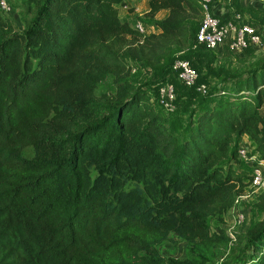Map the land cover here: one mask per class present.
<instances>
[{
    "label": "trees",
    "instance_id": "1",
    "mask_svg": "<svg viewBox=\"0 0 264 264\" xmlns=\"http://www.w3.org/2000/svg\"><path fill=\"white\" fill-rule=\"evenodd\" d=\"M121 4L38 0L20 32L0 13V264H211L230 248L222 217L251 177L243 136L264 161V58L203 93L197 74L178 128L153 101L174 59H190L174 49L195 50L199 0H147V34ZM126 60L159 74L153 89ZM253 206L264 214V192ZM170 233L188 258L158 252ZM234 242L242 264H264V217Z\"/></svg>",
    "mask_w": 264,
    "mask_h": 264
},
{
    "label": "rangeland",
    "instance_id": "2",
    "mask_svg": "<svg viewBox=\"0 0 264 264\" xmlns=\"http://www.w3.org/2000/svg\"><path fill=\"white\" fill-rule=\"evenodd\" d=\"M5 1L7 5L10 6V9L6 12L0 10V13L6 15L11 20L15 31L20 32L24 25H26L33 16V13L38 5V0ZM215 3L220 7V10H222V17L224 19L225 17L239 11L240 15L246 22L256 27L264 22V0H216ZM125 4V7L120 6L117 9L119 19L129 22L140 20L144 25V33L147 34L156 32L151 20H149L145 14L147 9V0H126ZM215 8L217 9L216 6ZM163 15L164 11H159L155 15L154 19H158ZM197 26L198 25L196 23V29ZM185 48L186 46L183 47V49ZM181 54H185L190 57V60L197 69L198 77L207 76L208 81L204 82L205 85L202 84L204 86V90L207 91L211 89L214 84L219 83L222 79H229L232 75L243 74L251 68L256 61L263 59L264 42L256 47H250L243 51L236 52L228 51L225 41L215 49H206L204 47L184 51L181 49H174L171 53L172 56ZM126 64L131 65V67H133L132 69H134L128 76L130 81L141 87V89H153V86L159 79L158 73L155 74L138 69L135 67L136 64L130 60H126ZM166 79H168L174 87V101L172 103L173 109L171 111H164L160 108V106H158V104H155V100L153 102L156 105V109L160 113L170 117L172 123L176 124L178 128H181L186 121L189 110L193 107V105H195L196 101H198L200 95H195L191 98L189 96L190 92L187 89L188 87L176 80L168 70L166 71ZM111 86V78L110 76H106L98 83L94 89V93L97 96L99 93L106 91L109 92ZM199 92L203 93L202 91ZM190 98L192 100H190ZM244 141L243 146L249 152L248 154H254L251 142L247 140ZM21 154L25 158L33 157L32 147H24ZM254 155V161H257L259 157L256 154ZM240 162L243 161L240 160ZM234 167L239 168L238 166ZM241 167L247 168V163L243 162ZM250 169L252 170V168ZM91 173H93L92 170ZM253 203V200L246 202V200L241 198L235 205V210L238 209L243 213V222L238 223L235 218V210L228 209L222 217L223 223H221V226L227 227L235 235L243 232L250 223L262 219L264 214L257 211L254 208ZM207 222L211 227L220 223L213 217H209ZM234 247L235 242L233 240L231 241L230 248L225 252V254L211 264H242V256L236 253ZM157 250L161 255L169 258L184 259L189 257L188 244L185 241L178 239L173 233H170V238L168 240H164L157 245Z\"/></svg>",
    "mask_w": 264,
    "mask_h": 264
},
{
    "label": "built area",
    "instance_id": "3",
    "mask_svg": "<svg viewBox=\"0 0 264 264\" xmlns=\"http://www.w3.org/2000/svg\"><path fill=\"white\" fill-rule=\"evenodd\" d=\"M215 1L216 0H199L201 13L197 29L190 43L191 49H197L199 47L215 49L226 41L227 50L236 52L243 51L250 47H256L264 42V22L256 27L246 22L239 12L233 13L224 19L222 14L218 12L220 11V7ZM125 2L126 0H123V4L120 6L125 7ZM8 9H10V6L7 5L6 1L0 0V10L6 12ZM127 22L135 31L146 34L144 33V25L142 21L135 20L133 22ZM133 70L134 69H131V71ZM170 74L186 87L191 86L197 76L196 69L192 66L191 60L186 58H175L171 64ZM197 90L204 92V86L200 84L197 87ZM173 101L174 87L170 81L166 80L156 86L155 102L162 108V110L171 111L173 109ZM248 153L249 152L244 146L238 145L237 155L239 160L247 163V167H249V169L252 168V170L250 169L249 173L251 177L247 181V186L244 192L238 195L234 201V207L241 198L246 200V202L249 200L255 202L257 195L264 192V161L259 159L254 161L255 155ZM235 212L237 222L242 223L244 220L243 213L238 209L235 210ZM224 228L226 229L230 240L233 241L234 234L232 231L227 227Z\"/></svg>",
    "mask_w": 264,
    "mask_h": 264
},
{
    "label": "crops",
    "instance_id": "4",
    "mask_svg": "<svg viewBox=\"0 0 264 264\" xmlns=\"http://www.w3.org/2000/svg\"><path fill=\"white\" fill-rule=\"evenodd\" d=\"M218 12H220L221 14L223 13L222 12V10H220V11H218ZM9 14V13H8ZM244 140H247V141H249L248 139H247V137H245V136H243L241 139H240V142H239V145H242L243 146V142H245ZM250 142V141H249ZM252 144V143H251ZM241 164L243 163V162H240ZM248 166V165H247ZM229 209H234L235 210V207L232 205ZM228 211V210H227ZM223 216H224V214H223Z\"/></svg>",
    "mask_w": 264,
    "mask_h": 264
}]
</instances>
